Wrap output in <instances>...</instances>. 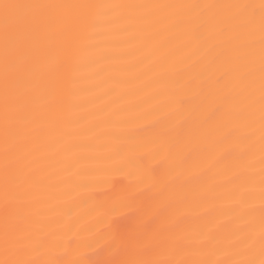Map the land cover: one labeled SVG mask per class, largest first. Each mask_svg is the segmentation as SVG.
I'll list each match as a JSON object with an SVG mask.
<instances>
[{
  "label": "snow or ice",
  "instance_id": "6c2138e0",
  "mask_svg": "<svg viewBox=\"0 0 264 264\" xmlns=\"http://www.w3.org/2000/svg\"><path fill=\"white\" fill-rule=\"evenodd\" d=\"M0 264H264V0H0Z\"/></svg>",
  "mask_w": 264,
  "mask_h": 264
},
{
  "label": "bare ground",
  "instance_id": "6f19581e",
  "mask_svg": "<svg viewBox=\"0 0 264 264\" xmlns=\"http://www.w3.org/2000/svg\"><path fill=\"white\" fill-rule=\"evenodd\" d=\"M98 2L101 3H171V2H177V0H98ZM93 68H96L95 65H93ZM115 79H123L124 77L121 74L114 73L113 74ZM99 79H103L105 81L104 83V88L107 89L109 87H112V81L108 79V74L105 72H101ZM86 86L87 83H86ZM138 87V82H128V83H123L120 84L119 86H116L114 88V91L112 93L111 97H104L102 100L97 101V103H105L108 102L112 97L115 96H122V99L120 100L121 104L124 105H134L138 103L139 97L136 94V89ZM100 90H94V93L99 92ZM143 95V94H141ZM103 113L100 114L101 118H104ZM100 178H103L102 176ZM97 228L102 229V225H97ZM88 233H82L81 234V239H87L88 238Z\"/></svg>",
  "mask_w": 264,
  "mask_h": 264
}]
</instances>
